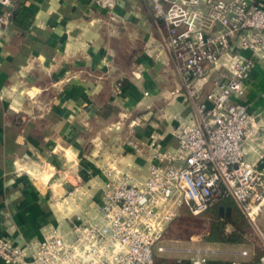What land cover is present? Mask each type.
Listing matches in <instances>:
<instances>
[{
    "label": "crops",
    "instance_id": "crops-1",
    "mask_svg": "<svg viewBox=\"0 0 264 264\" xmlns=\"http://www.w3.org/2000/svg\"><path fill=\"white\" fill-rule=\"evenodd\" d=\"M13 2L14 24H0V239L24 247L51 228L72 239L79 217L99 215L102 165L120 155V167L143 182L158 163L151 142L174 150L177 127L196 121L151 0H121L117 22L94 0ZM256 62L241 102L259 127L247 159L264 172V50ZM186 212L170 225L166 251L156 250V258L171 259L167 237L179 220H236L241 211L230 201L200 217ZM259 220L264 234V212ZM235 231L227 224L226 234ZM208 244L221 246L210 262L258 259L253 251L242 255L246 243ZM184 253L170 261L190 263Z\"/></svg>",
    "mask_w": 264,
    "mask_h": 264
},
{
    "label": "built area",
    "instance_id": "built-area-1",
    "mask_svg": "<svg viewBox=\"0 0 264 264\" xmlns=\"http://www.w3.org/2000/svg\"><path fill=\"white\" fill-rule=\"evenodd\" d=\"M120 1L94 3L117 22ZM151 3L155 17L167 28V47L196 122L177 127L174 150L162 151L157 139L151 142L158 163H151L143 182L120 167V155L102 165L106 181L99 215L79 217L72 239L55 228L42 241L24 247L1 238L0 259L6 263L155 264L156 250L166 251L162 243L167 231L184 211L200 217L227 199L235 201L264 241L259 220L264 212V172L247 159L245 149L256 140L259 127L241 102L264 50L261 0ZM16 10L13 0H0V24L11 27ZM127 144L142 154L140 143ZM209 262L207 253L197 251L190 264ZM250 264H264V253Z\"/></svg>",
    "mask_w": 264,
    "mask_h": 264
},
{
    "label": "rangeland",
    "instance_id": "rangeland-1",
    "mask_svg": "<svg viewBox=\"0 0 264 264\" xmlns=\"http://www.w3.org/2000/svg\"><path fill=\"white\" fill-rule=\"evenodd\" d=\"M212 220H179L174 224V230L167 237L171 239L173 255H168L170 260H175L178 254L184 253V257L191 259L197 251H203L209 258L213 257L211 251H216L221 246L208 244L204 237L209 232ZM246 250L261 254L264 250V241L260 234L251 228H247Z\"/></svg>",
    "mask_w": 264,
    "mask_h": 264
},
{
    "label": "trees",
    "instance_id": "trees-1",
    "mask_svg": "<svg viewBox=\"0 0 264 264\" xmlns=\"http://www.w3.org/2000/svg\"><path fill=\"white\" fill-rule=\"evenodd\" d=\"M233 201L232 199H227L223 201L219 205H225L228 202ZM235 202V201H233ZM186 211L183 212L182 216L185 214ZM211 212V210L209 211ZM187 213V212H186ZM181 216V217H182ZM233 224L236 227V231L232 234H226V226L227 224ZM250 228L248 220L246 217L240 212V215H238L236 220H212L211 227L209 232L205 235L204 240L208 243H230V244H243L247 243L246 238V228ZM168 232V231H167ZM264 252L261 254H257V261H259V258L262 256ZM155 264H190L189 261H182V262H176V261H170L167 259L162 258H156ZM209 264H231L228 262H209Z\"/></svg>",
    "mask_w": 264,
    "mask_h": 264
}]
</instances>
